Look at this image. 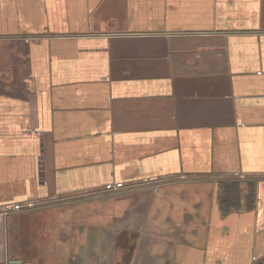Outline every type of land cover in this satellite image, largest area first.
<instances>
[{"label":"crops","instance_id":"0c3cea01","mask_svg":"<svg viewBox=\"0 0 264 264\" xmlns=\"http://www.w3.org/2000/svg\"><path fill=\"white\" fill-rule=\"evenodd\" d=\"M263 257L264 0H0V264Z\"/></svg>","mask_w":264,"mask_h":264},{"label":"built area","instance_id":"2783aa9c","mask_svg":"<svg viewBox=\"0 0 264 264\" xmlns=\"http://www.w3.org/2000/svg\"><path fill=\"white\" fill-rule=\"evenodd\" d=\"M36 203L33 201H28L25 203H14V204H10L7 207H5L4 212L5 213H15V212H20L22 210H29V209H33L36 207Z\"/></svg>","mask_w":264,"mask_h":264},{"label":"trees","instance_id":"16d2710c","mask_svg":"<svg viewBox=\"0 0 264 264\" xmlns=\"http://www.w3.org/2000/svg\"><path fill=\"white\" fill-rule=\"evenodd\" d=\"M254 264H264V257L258 260L257 262H255Z\"/></svg>","mask_w":264,"mask_h":264}]
</instances>
